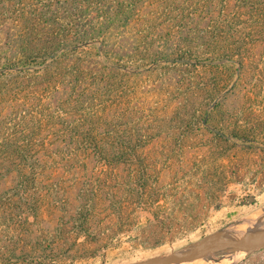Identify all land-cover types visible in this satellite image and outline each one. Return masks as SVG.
I'll list each match as a JSON object with an SVG mask.
<instances>
[{
  "label": "trees",
  "instance_id": "trees-1",
  "mask_svg": "<svg viewBox=\"0 0 264 264\" xmlns=\"http://www.w3.org/2000/svg\"><path fill=\"white\" fill-rule=\"evenodd\" d=\"M256 42L264 0H0V218L42 223L75 191L79 236L151 204L162 223L146 147L165 126L247 138L225 115ZM59 245L35 237L24 264Z\"/></svg>",
  "mask_w": 264,
  "mask_h": 264
},
{
  "label": "rangeland",
  "instance_id": "rangeland-1",
  "mask_svg": "<svg viewBox=\"0 0 264 264\" xmlns=\"http://www.w3.org/2000/svg\"><path fill=\"white\" fill-rule=\"evenodd\" d=\"M256 45L244 74H237L233 113L225 115L239 129L245 127L247 138L223 139L205 128L180 137L165 126L164 133L146 147L152 169L150 184L154 192L163 195L162 223L154 219L156 204H151L138 207L119 232L79 236L70 217L75 207L71 199L77 193L60 191L57 208H47L42 223L0 218V264H24L27 250L38 236L53 237L60 244L52 254L47 248L52 256L50 264H133L153 256L187 252L215 233L219 239L230 234L233 238L264 237V43ZM48 233L53 236H46ZM107 237L114 240L109 247L103 244ZM226 253L227 264H264V248L249 255L245 250L209 255L223 257Z\"/></svg>",
  "mask_w": 264,
  "mask_h": 264
},
{
  "label": "water",
  "instance_id": "water-1",
  "mask_svg": "<svg viewBox=\"0 0 264 264\" xmlns=\"http://www.w3.org/2000/svg\"><path fill=\"white\" fill-rule=\"evenodd\" d=\"M195 246L194 249L187 252L153 256L133 264H178L227 250H245L249 255L255 250L264 248V237L245 236L243 238L219 239L218 234L215 233L204 237Z\"/></svg>",
  "mask_w": 264,
  "mask_h": 264
},
{
  "label": "bare ground",
  "instance_id": "bare-ground-1",
  "mask_svg": "<svg viewBox=\"0 0 264 264\" xmlns=\"http://www.w3.org/2000/svg\"><path fill=\"white\" fill-rule=\"evenodd\" d=\"M253 219V218H252ZM251 219V221H253ZM257 220V219H256ZM250 223V222H249ZM252 223V222H251ZM253 223H255V222H253ZM236 225H237V223H236ZM242 226V225H241ZM240 226V227H241ZM257 229H262V227L261 226H263V218H261V219H259V222L257 223ZM237 227V226H236ZM243 229V228H242ZM241 231V230H240ZM257 231V230H256ZM241 232H243V231H241ZM246 231H244L243 233H245ZM250 232V231H249ZM258 232V231H257ZM236 233V232H235ZM255 233V232H254ZM257 234V233H256ZM259 234H263V231H261ZM249 235V234H248ZM230 236H232L231 234L230 235H228V236H226V237H224V238H222V239H231V238H233V237H230ZM256 236V235H255ZM243 237V236H242ZM260 237V236H259ZM234 238H236V237H234ZM208 256V255H207ZM207 256H203V257H200V258H197V259H194V260H190V261H186V262H182V263H191L192 264V262H198V261H200V260H202V259H204L205 257H207ZM229 255L226 253V254H224V256L223 257H219V256H217V255H209L206 259H205V261H200V262H198V263H196V264H215V263H217V262H219L220 263V261H223V259H224V261L223 262H221V264H227L228 263V261L227 260H225V258H227ZM227 261V262H226ZM231 262V261H230ZM176 264V263H175ZM181 264V263H180Z\"/></svg>",
  "mask_w": 264,
  "mask_h": 264
}]
</instances>
